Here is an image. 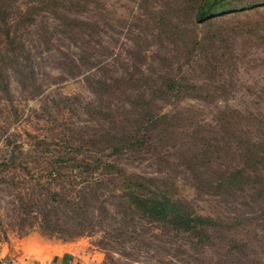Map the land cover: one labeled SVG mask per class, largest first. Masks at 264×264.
<instances>
[{"label": "rangeland", "instance_id": "374dc122", "mask_svg": "<svg viewBox=\"0 0 264 264\" xmlns=\"http://www.w3.org/2000/svg\"><path fill=\"white\" fill-rule=\"evenodd\" d=\"M195 3L0 0V163L10 164L0 169V241L34 237L93 264H264L262 186L214 188L245 168L240 138H264V120L221 123L224 114L264 119V25L230 30L211 54L194 43L205 33ZM172 78L181 91L167 88ZM152 114L170 121L141 128ZM140 128L142 142L114 151V136ZM106 163L229 230L199 244L150 221ZM257 169L255 179L264 159Z\"/></svg>", "mask_w": 264, "mask_h": 264}, {"label": "trees", "instance_id": "16d2710c", "mask_svg": "<svg viewBox=\"0 0 264 264\" xmlns=\"http://www.w3.org/2000/svg\"><path fill=\"white\" fill-rule=\"evenodd\" d=\"M263 8V9H262ZM193 21L196 26H202L205 30L204 37L194 38L195 44L198 46H212L209 52L216 54L220 50V43L223 45L227 41V34L239 27L245 29L264 25V0H196L193 7ZM241 15L247 17L242 20ZM258 16L259 21H255L254 17ZM253 29V28H252ZM231 30V31H230ZM207 60L210 56L207 55ZM196 89L197 84H190ZM167 88L173 92L181 91L180 82L176 78L168 79ZM221 119L222 126L225 130H238L244 125L250 124L253 127L261 128L262 121L255 116L244 117L235 114H224ZM250 120L248 123L247 121ZM165 121H170L166 115H149L140 127L145 130L149 126L159 125ZM131 130L127 134L114 136L117 140H121V147H114L115 152H120L123 148L134 146L140 143L138 131ZM255 135L248 137V140L240 138V149L242 160L245 164L244 169L237 171H227L217 181L214 187L216 191L225 192L235 189H244L249 183H253L254 187L262 186L259 191L264 192V176L254 178L257 175L258 162L264 159V138L259 137L254 140ZM261 138V139H260ZM261 140V141H260ZM119 146V145H118ZM255 160V161H252ZM252 161V163H250ZM12 164V163H11ZM13 164L12 166H15ZM10 164L0 163V169L8 168ZM89 167V166H87ZM105 169L109 173L115 170V174L121 180L120 189L123 198L138 212L152 222H156L163 226H170L175 230L185 232L196 238L197 243H212L214 231L221 229L229 230V223L223 220H215L212 217L198 214L193 208L181 200H175L162 191L154 181L141 178L125 173L117 166L106 163ZM252 173H255L253 175ZM52 195H58L53 193ZM264 196V193H263ZM230 240V246L233 245L232 237L224 236Z\"/></svg>", "mask_w": 264, "mask_h": 264}, {"label": "crops", "instance_id": "0c3cea01", "mask_svg": "<svg viewBox=\"0 0 264 264\" xmlns=\"http://www.w3.org/2000/svg\"><path fill=\"white\" fill-rule=\"evenodd\" d=\"M73 247L45 245L34 237L17 243L0 241V264H93L91 255Z\"/></svg>", "mask_w": 264, "mask_h": 264}]
</instances>
